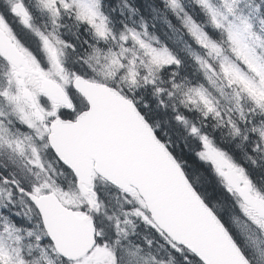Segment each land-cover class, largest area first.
<instances>
[{
	"label": "snow or ice",
	"instance_id": "obj_1",
	"mask_svg": "<svg viewBox=\"0 0 264 264\" xmlns=\"http://www.w3.org/2000/svg\"><path fill=\"white\" fill-rule=\"evenodd\" d=\"M0 264H264V0H0Z\"/></svg>",
	"mask_w": 264,
	"mask_h": 264
}]
</instances>
